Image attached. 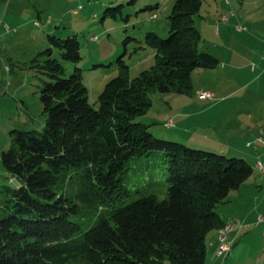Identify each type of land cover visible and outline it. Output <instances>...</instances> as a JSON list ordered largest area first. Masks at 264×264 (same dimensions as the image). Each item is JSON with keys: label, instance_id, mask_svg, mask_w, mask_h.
<instances>
[{"label": "trees", "instance_id": "16d2710c", "mask_svg": "<svg viewBox=\"0 0 264 264\" xmlns=\"http://www.w3.org/2000/svg\"><path fill=\"white\" fill-rule=\"evenodd\" d=\"M200 6L174 0L168 36L149 31L141 44L154 49L153 65L130 77L118 59L97 106L77 66L76 35H47L76 65L67 75L44 50L43 129H12L1 153L0 264H205L206 235L225 223L217 206L253 167L243 157L158 138L138 120L151 106L150 91L187 93L196 68L219 65L199 47ZM156 151L166 158L165 198H132L123 182L130 160ZM94 218L82 231L81 222Z\"/></svg>", "mask_w": 264, "mask_h": 264}, {"label": "rangeland", "instance_id": "374dc122", "mask_svg": "<svg viewBox=\"0 0 264 264\" xmlns=\"http://www.w3.org/2000/svg\"><path fill=\"white\" fill-rule=\"evenodd\" d=\"M173 2L174 0L0 2V10L8 8L10 14H14L11 11L19 9V22L24 24V28L17 34H8L4 44L0 42V182L5 180L6 175L1 164V153L9 145L10 131L33 130L39 134L45 124L46 115L43 113L40 89L48 77L38 66L47 57L44 50L51 48V56L62 63L67 75L74 71L76 65L61 57L59 48L49 42L47 35L59 38L76 35L81 53L77 66L82 69L88 101L97 106L98 95L105 83L119 71L118 59L121 58L128 65L130 77L153 65L154 49L142 47L141 44L149 31L156 32L162 38L168 36V16ZM74 9L77 10L75 14ZM220 13H223L221 16L226 15L229 18L223 22L229 25V29L225 27L219 43L225 53L228 48L230 54L233 51L238 53L233 56V63L230 65L243 69L237 76H231L224 83L223 89L216 86L222 93L213 101L222 102L223 114H226L223 126H234L238 115L243 119L250 113L253 102L261 103L264 99V0H201L200 10L194 16V25L202 36L200 49L218 51L210 43L213 40L210 37V26L213 30L217 28L220 23L215 19ZM35 21L39 25L34 24ZM236 25L242 28L240 33L235 31ZM229 67L226 69L232 68ZM222 70L220 66L214 69L196 68L192 73V88L187 93L150 91L151 106L138 120L148 124V129L158 138L180 141L192 148L243 156L253 165V160L239 150L245 147L235 127L230 131L226 129L225 133L216 134L217 138L210 141V138L204 139L195 134L199 123L187 117L174 118L176 113H199L205 110L210 105V100L200 98L199 93H210V89L215 86L212 82L214 71ZM187 101L191 103L188 104ZM201 117L206 119L207 123H204H210V112L206 111L194 118ZM169 120L180 123V126L169 128L165 125ZM207 132L210 137V128ZM227 139L232 148L234 145V150H227ZM237 144L240 148H237ZM165 159L163 152L156 151L130 160L123 182L132 190V198L148 193H154L159 200L165 198ZM94 220L95 218L82 221L81 230L84 231Z\"/></svg>", "mask_w": 264, "mask_h": 264}, {"label": "crops", "instance_id": "0c3cea01", "mask_svg": "<svg viewBox=\"0 0 264 264\" xmlns=\"http://www.w3.org/2000/svg\"><path fill=\"white\" fill-rule=\"evenodd\" d=\"M1 1L2 0H0V2ZM11 12L14 14H10L8 8L3 11L0 10L1 44L5 43L8 34H17L24 28V24L19 22L21 11L18 9ZM222 14L223 13H220L215 19L219 20L218 22L220 23L217 28L213 30V27L210 26V37L213 39L210 43L213 44L212 46H215L212 48L218 50L210 52L218 57V66L223 69L220 72L214 71L212 82H214L215 86L210 89V99H205L210 100V105H208L205 110L199 111V113H176L174 118L178 116L187 117L191 118L193 122L199 123L195 130V134L202 136L204 139L210 138V141H214L215 138H217L218 135L216 136V134L225 133L226 129L230 131L235 127L234 129L237 131L239 137H241L245 147V150L239 149L240 152L254 162L251 175L236 189L231 190L227 200L217 206V212L224 222L229 220L234 222L233 229L227 234V239L232 242L231 250L225 256H218L217 250L220 244L218 229L209 231L206 235L205 264H218L219 261L220 264H264V99L261 103L256 104V102H253L250 113H248L246 117H243V119H240L238 115L237 122L234 123V126H231V124L223 126V118L226 114H223L222 102H219L220 100L213 101V99L222 93L218 90V87L223 89L225 87L224 83L227 82L231 76H237L243 68L230 65L233 63V56H237L238 53L233 51L230 54L229 48L225 53L222 50L223 46L219 43L221 33L229 29V25L223 23L228 21L229 18L227 17L226 20L222 21L220 19ZM6 25L8 26V30L5 27ZM234 29L237 33L242 31V28L237 25ZM227 66L232 68L226 69ZM221 98V101H223V97ZM183 101L184 100H180V102ZM206 111L210 112V123L206 124V119L202 117L200 119L194 118ZM168 122L172 123L171 126H168L169 128L180 126V123L176 121L169 120ZM209 128L210 137L207 132ZM190 140L193 141L192 139ZM225 144L229 151L232 148L229 139L226 140ZM237 148H240L238 144ZM257 163H261L262 170L257 168L255 165ZM260 217H262L261 220H259Z\"/></svg>", "mask_w": 264, "mask_h": 264}, {"label": "built area", "instance_id": "2783aa9c", "mask_svg": "<svg viewBox=\"0 0 264 264\" xmlns=\"http://www.w3.org/2000/svg\"><path fill=\"white\" fill-rule=\"evenodd\" d=\"M73 13L74 14L77 13V10L74 9ZM152 16L154 17L155 14H153ZM226 18H227L226 15L220 17V19L222 21L226 20ZM35 24L39 25V23L37 21H35ZM5 27L8 30V26L6 25ZM199 97L202 98V99H210L211 94L206 92V91H201L199 93ZM165 125L166 126H171L172 123L171 122H167ZM259 139H261V138H259ZM257 168L262 170L261 163H257ZM261 219H262V217L259 218V220H261ZM233 227H234V222L232 220H229L226 230H222L221 235H218L219 236V240H220V244H219V247H218V250H217L218 256H225V255H227L230 252L231 246H232V242H231V240L227 239V234L233 229Z\"/></svg>", "mask_w": 264, "mask_h": 264}, {"label": "bare ground", "instance_id": "6f19581e", "mask_svg": "<svg viewBox=\"0 0 264 264\" xmlns=\"http://www.w3.org/2000/svg\"><path fill=\"white\" fill-rule=\"evenodd\" d=\"M257 166V164H255ZM228 226V221L224 223V225H222L220 228H218V232H219V235H221L222 233V230H226Z\"/></svg>", "mask_w": 264, "mask_h": 264}]
</instances>
